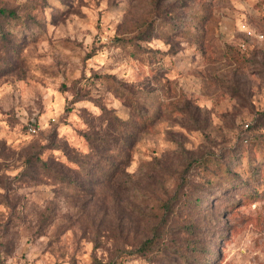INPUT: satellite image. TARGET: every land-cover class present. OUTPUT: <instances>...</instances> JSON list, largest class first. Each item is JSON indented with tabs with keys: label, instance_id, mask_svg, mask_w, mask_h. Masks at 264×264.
I'll use <instances>...</instances> for the list:
<instances>
[{
	"label": "rangeland",
	"instance_id": "1",
	"mask_svg": "<svg viewBox=\"0 0 264 264\" xmlns=\"http://www.w3.org/2000/svg\"><path fill=\"white\" fill-rule=\"evenodd\" d=\"M1 8L0 264H264V0Z\"/></svg>",
	"mask_w": 264,
	"mask_h": 264
},
{
	"label": "trees",
	"instance_id": "2",
	"mask_svg": "<svg viewBox=\"0 0 264 264\" xmlns=\"http://www.w3.org/2000/svg\"><path fill=\"white\" fill-rule=\"evenodd\" d=\"M13 15H14V12L11 10H7V9H3V8L0 9V17H11ZM0 30L3 33H5L4 29L2 27H0ZM0 68H1V66H0ZM129 99L132 100V99H135V97L132 96V98H129ZM117 118L121 119L120 117H117ZM139 119L142 121V124H146L149 118H148V115L146 113H142V114H139ZM122 122H123L122 124L124 125V122H127V121L122 120ZM41 130H39L37 133H31V134H38L39 132H41ZM108 136L109 135L96 136V135L88 134L87 139L91 143V151L92 152L95 151V153H99L98 147H101L102 150L107 148L108 145L110 144V140H111L108 138ZM44 164H47V163L44 162ZM97 167H100V165H97ZM48 169H50V167H48ZM4 264H6V263H4Z\"/></svg>",
	"mask_w": 264,
	"mask_h": 264
},
{
	"label": "built area",
	"instance_id": "3",
	"mask_svg": "<svg viewBox=\"0 0 264 264\" xmlns=\"http://www.w3.org/2000/svg\"><path fill=\"white\" fill-rule=\"evenodd\" d=\"M243 31L247 36L251 37H257V38H262L264 37V34L262 33H257L255 30L250 28L249 26L244 25L243 26ZM242 46L244 47L245 44L243 43ZM54 120V118H52ZM44 123L41 121V119L32 116L30 118H27V126H28V131L30 133H37L39 130H41L44 126ZM248 126V124H247Z\"/></svg>",
	"mask_w": 264,
	"mask_h": 264
}]
</instances>
